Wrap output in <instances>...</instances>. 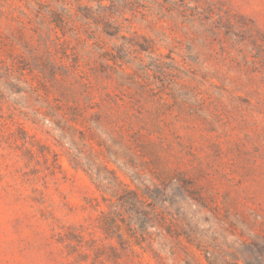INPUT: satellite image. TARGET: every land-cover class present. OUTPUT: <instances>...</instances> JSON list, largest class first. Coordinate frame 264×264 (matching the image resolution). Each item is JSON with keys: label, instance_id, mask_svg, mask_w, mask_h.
Returning <instances> with one entry per match:
<instances>
[{"label": "rangeland", "instance_id": "obj_1", "mask_svg": "<svg viewBox=\"0 0 264 264\" xmlns=\"http://www.w3.org/2000/svg\"><path fill=\"white\" fill-rule=\"evenodd\" d=\"M0 264H264V0H0Z\"/></svg>", "mask_w": 264, "mask_h": 264}]
</instances>
